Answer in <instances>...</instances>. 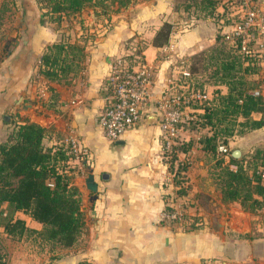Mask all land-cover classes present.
I'll return each instance as SVG.
<instances>
[{"label":"crops","instance_id":"1","mask_svg":"<svg viewBox=\"0 0 264 264\" xmlns=\"http://www.w3.org/2000/svg\"><path fill=\"white\" fill-rule=\"evenodd\" d=\"M15 4L8 11L11 27L0 42V141L7 138L12 121L27 119L51 129L50 137L45 138L48 145L71 147V140H76L77 157L69 161L68 172L80 189L86 223L69 247H53L34 234L12 236L4 232L0 240L7 252V264H205L203 260L212 259L216 264L220 260L221 264H232V241L238 240V232L248 234L257 224L264 225V208L250 212L224 207L216 227L190 228L168 221L166 211L184 198L179 195L176 199L177 187L162 153L159 105L163 92L178 82L182 67L192 74L190 57L209 50L217 34L232 25L211 16L186 18L176 10L175 0H136L127 7L115 4L108 15L79 12L71 16L80 18V24L75 21L77 26L72 28L68 19L58 23L46 18L38 0H15ZM224 9L218 7L219 12ZM165 21L174 23L175 30L168 43L156 46L153 37ZM64 31L75 40L82 34L90 36L83 68L69 82L53 81L39 72L45 49ZM138 43L149 68L153 96L142 121L113 141L104 135L98 121L108 101L107 78L112 61L136 49ZM259 64L260 70L250 77L264 96V63ZM208 78L203 81L209 96L218 87L227 92L225 84L212 83ZM24 103L32 105L24 108ZM195 110L200 109L187 105L186 111ZM151 115L155 118L149 120ZM252 115L262 117L260 111ZM227 145L231 153L241 149L244 162L254 159L257 148L264 147V126L233 134ZM224 159L237 167L231 156ZM87 165L92 166L98 183L94 201L86 185ZM203 191L194 182L189 195ZM16 216L31 228L43 226L24 211H17Z\"/></svg>","mask_w":264,"mask_h":264},{"label":"trees","instance_id":"2","mask_svg":"<svg viewBox=\"0 0 264 264\" xmlns=\"http://www.w3.org/2000/svg\"><path fill=\"white\" fill-rule=\"evenodd\" d=\"M134 1L136 0H38V3L46 18L61 23L82 12L86 6H94L96 14L108 15L115 4L127 7ZM219 6H224L223 12L218 11ZM228 6L229 3L224 0H175V8L182 15L193 8V15L196 17L211 16L232 24L235 18L229 15ZM2 20L3 9L0 8V27ZM172 30L173 23L165 21L152 43L156 46L166 44ZM89 39L90 36L86 34L75 40L71 33H62L61 38L49 44L42 54L39 72L50 80L69 82L83 68ZM240 47L239 43H228L224 33L220 32L216 43L209 50L193 55V58L208 55L215 67L209 81L228 87L227 92L218 87L213 96L195 98L189 103L190 107L200 110L190 112L188 122L196 117L195 122L201 128L208 129V134L200 142L204 151L214 156L218 155L219 146L227 144L233 134H243L264 126V96L253 92L259 84L250 77L260 70L261 64L257 58L245 55ZM137 55L135 57L132 53L126 57L134 64L137 61L144 62L143 55ZM189 69L192 74L182 72L176 83L181 85L180 88L184 87L181 94L189 93L192 88L197 91L206 90L203 80L200 86L195 87V83L191 82L195 79L192 65ZM254 111H260L262 117L254 118ZM50 135V128L27 119L21 123L12 121L7 138L0 141V222L9 235L34 234L53 247H69L78 240L86 223L81 208L80 189L72 183V175L68 172L69 161L77 157V154L65 144H46L45 138ZM165 142V135L162 133V146ZM191 147L192 140L184 142L179 149L187 152ZM254 156V159L244 162L245 157L236 158L231 153V162L237 164L236 168L225 163V159L221 157L217 160L220 170L214 173L222 201L237 202L241 208L250 212L264 208V176L258 172L260 168H264V147L257 148ZM175 184L180 185L181 182L176 181ZM188 192L187 187L176 189L178 195H186ZM19 210L40 221L42 228L29 227L23 218L16 216ZM186 221L187 224L192 222L194 226V221L188 218ZM243 235L248 234L237 233L238 237ZM214 261L215 259L203 260V263ZM0 264H7V252L1 240Z\"/></svg>","mask_w":264,"mask_h":264},{"label":"built area","instance_id":"3","mask_svg":"<svg viewBox=\"0 0 264 264\" xmlns=\"http://www.w3.org/2000/svg\"><path fill=\"white\" fill-rule=\"evenodd\" d=\"M229 3V15L235 18L230 30L224 32V38L232 44H240L241 51L248 56L264 63V10L263 0H224ZM126 54L112 61L107 78L109 94L107 104L98 117L104 135L116 141L129 128L139 124L153 96L148 65L142 61L136 64ZM142 54V53H140ZM185 74L189 72L185 71ZM189 86V85H188ZM167 88L159 100L162 110L161 125L165 138L169 139L177 131L176 124L182 119L181 96L175 88ZM192 88V87H191ZM260 94V90H253ZM209 94L206 90H192L185 95V106L195 98L205 99ZM169 142V141H168ZM70 149L75 152L76 140H71ZM219 153L230 157L231 151L227 144L219 146ZM235 168L234 165L231 166ZM264 176V168L259 171ZM181 206L175 204L166 211L165 217L172 223L187 225V214L180 211Z\"/></svg>","mask_w":264,"mask_h":264},{"label":"rangeland","instance_id":"4","mask_svg":"<svg viewBox=\"0 0 264 264\" xmlns=\"http://www.w3.org/2000/svg\"><path fill=\"white\" fill-rule=\"evenodd\" d=\"M14 4L15 0H0V8L3 9V20L2 25L0 27V42H3V40L5 39L6 32L11 27L9 23L12 16H10L11 14L8 11L13 10ZM92 11L95 12L94 6H86L82 10V12L84 13H90ZM183 16L186 18H193V16L196 17L195 15H193V8L190 12H184ZM67 19L70 21V28H72L73 26H77L75 21H77L78 23L80 21L79 17H76L75 19L69 17ZM173 25L175 30V24L173 23ZM174 30H172L171 35ZM65 33L68 34L66 31H64V34ZM225 40L228 43L232 44L227 39ZM141 48L142 47L140 45H136V49L133 48L129 52L131 54L133 53L135 57H137V54L142 53ZM211 62L212 61H210L208 55H199L196 58H193L192 55L190 57V64L192 65V68L195 72V81L193 80L194 82H191L193 84L195 83V87L196 85L200 86L202 84L203 78H206L207 76L209 77L208 79H212V72L215 67L213 64H211ZM183 69L184 67H182L179 71L180 74ZM179 85L176 84L175 90L178 91L177 93L181 96V108L183 111L182 119L176 124V133L172 135L169 139L165 138L166 142L165 145L162 146V153L164 155V160H166L168 164L170 170L169 174L170 177H172V183L175 184L176 181L181 182L180 185L175 184L178 186H176L177 188H181L182 186L187 187L190 192L191 188H193L194 182H197L204 188V191L200 194H194L190 196L188 192L186 195H180L184 198V201H179V206H181L182 208L180 209V211L186 213L187 218L190 221H194L193 224L196 227L202 225H210L212 227H216V222L220 216L219 214L222 213V209L224 207H228L234 211L236 208H240V205L237 202L223 203L221 199V190L217 186L216 179L214 178V173L220 170L219 166H217V160L221 159V157H224L222 156V154L219 153L217 156H214L212 153H207L203 151L204 149L202 148V143L200 142V139L206 134H208V129L201 128L198 123L194 120L196 117H194L191 122H188L189 117H191V115L190 111H186V93L181 94V91L184 90V87L180 88L181 85ZM190 140L193 141V147H191L187 152L181 151L179 148H182L184 142H188ZM45 143L47 144L46 141ZM174 145L176 146L175 148ZM194 177L198 178V180H192V178ZM177 196L179 197V195L176 194V199H178ZM192 199L194 201H192ZM188 207L193 208L189 209ZM223 218L224 217H221L222 221L224 220ZM177 224L181 225L180 223ZM187 225H190V228L194 227L192 225V222L188 223ZM187 225H185V227H187ZM4 232V226L0 222V237L4 236ZM248 234H250L251 237H244L243 235L239 236L238 240L232 241L235 251L232 260L230 261L232 264H264V225L257 224V226L254 227L253 231L249 232ZM218 263L221 264V260ZM207 264H216V262H209Z\"/></svg>","mask_w":264,"mask_h":264},{"label":"water","instance_id":"5","mask_svg":"<svg viewBox=\"0 0 264 264\" xmlns=\"http://www.w3.org/2000/svg\"><path fill=\"white\" fill-rule=\"evenodd\" d=\"M9 40H11V38H9ZM9 47H10V42H8L7 44H6V48L9 50ZM22 100V99H21ZM20 100V101H21ZM19 101V102H20ZM32 105V103H24L23 104V107L24 108H28V107H30ZM155 118V116L154 115H151L150 117H149V120H152V119H154ZM241 154H242V150L241 149H239V148H236V149H234L233 150V153H232V155L234 156V157H236V158H239L240 156H241ZM87 160L85 159V162H86ZM87 170H88V172H89V174H88V176H87V178H86V185H87V187L89 188V190L90 191H92V196H91V200L92 201H94L96 198H97V196H98V194H97V190H98V183L95 181V176H94V173H93V168H92V166L91 165H87ZM220 226L221 227H223V224L221 223L220 224ZM224 264H228V261H225L224 262Z\"/></svg>","mask_w":264,"mask_h":264}]
</instances>
